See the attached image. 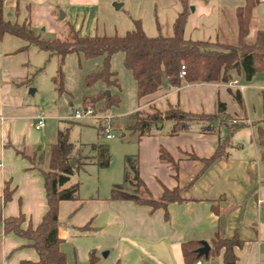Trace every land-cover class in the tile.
<instances>
[{
    "label": "crops",
    "instance_id": "0c3cea01",
    "mask_svg": "<svg viewBox=\"0 0 264 264\" xmlns=\"http://www.w3.org/2000/svg\"><path fill=\"white\" fill-rule=\"evenodd\" d=\"M53 1L68 2L63 19L81 30L85 11L93 9L99 0ZM172 1L176 4L171 11L170 30H173L174 20L184 5L183 0ZM185 1L189 8L183 29L184 36L189 34L186 38L235 41L237 10L245 0ZM42 2L52 0H3V6L8 16L14 17L15 12L19 17L21 8H24V11H30V25L48 23L52 30L53 16H44L51 7ZM77 23L80 24L78 27ZM204 26L209 28L213 37L193 35ZM263 28L264 0H259L251 12L248 36H254L257 29ZM157 30L159 32L160 29ZM4 35L0 37V216L23 213L25 221L22 226L28 223L35 226L47 210L43 175L14 148L30 154L43 138L44 131L34 127L40 112L37 113L36 108L27 103L20 90L25 84L21 81L28 78L29 53L25 49L20 50L22 43L14 40H11L13 44L9 42L11 48L3 47L4 39H12ZM233 79H237L243 88L227 86V82ZM229 81L182 80L178 86L165 83L153 94L139 99L134 111L165 110L169 105H178L192 113H215L218 118L214 122V131L205 132L201 123L192 122L199 125L190 128V123L188 128L170 134L172 121L167 126L165 123L169 120H164L150 134L137 137L138 175L146 174V171L150 173L148 177L154 188V193L148 190L150 196L159 198L166 188H184L180 193L181 200L171 201L165 208L113 199L110 193L101 196L91 194L86 198L78 194L77 199L59 201L55 227L66 264H88L91 253L97 258L94 264H195V261L183 259L181 243L206 241L209 253L211 239L215 235L230 238L235 231L243 243L233 247L236 259L230 264H263L260 248L264 245V144L258 139L257 129L258 126L264 127V115L259 121H249L248 141L241 139L232 143V134L245 123L236 121L238 116L227 115V102L232 109L243 107V93L249 83H242L234 72ZM249 86H258L264 91V82L260 85L253 82ZM235 91L240 93L241 104L236 100L235 104L233 102L232 93ZM232 120L242 125L230 128L234 131L229 129L221 138L223 132L220 127L225 125L229 128L228 123ZM226 137L229 143L225 158L215 159L202 171L204 162L201 158L209 157L218 142ZM160 148L172 156L175 166L160 159ZM230 148L234 151L229 152ZM142 159V163H148L143 172ZM192 163L201 165L187 175V167ZM6 185L11 195L5 201ZM208 253L198 258L201 264H227L223 261V248L216 255L209 256ZM37 260V252L27 245L25 239L14 233H4L0 225V264H33Z\"/></svg>",
    "mask_w": 264,
    "mask_h": 264
},
{
    "label": "trees",
    "instance_id": "16d2710c",
    "mask_svg": "<svg viewBox=\"0 0 264 264\" xmlns=\"http://www.w3.org/2000/svg\"><path fill=\"white\" fill-rule=\"evenodd\" d=\"M258 1L245 0L244 5L238 8V28L233 43L186 38L183 29L189 8L185 0L182 1L184 4L182 10L178 12L174 20L172 35L158 33L155 36H148L138 19H132L133 28L127 30L122 36L85 35L81 34L70 21L65 20L64 34L46 39L32 28L28 18H24L21 22L17 19L11 21L5 18L3 0H0V37L4 34L18 37L25 43L20 46V50L32 44L49 54L57 55L60 63L67 54L72 52H81L85 58L103 56L102 67L88 74L84 84L88 86L99 81L104 83L106 89L111 86L119 87L116 74L110 69V57L114 52L122 51L124 66L135 80L136 93L140 99L153 94L165 83L178 86L182 80L227 82L232 72L242 73L246 80H250L255 73L264 72V28L257 29L253 38L248 39L251 12ZM14 15L18 17L17 12ZM62 80L63 73L59 69L58 74L52 78L55 89L59 93L63 91ZM27 81L29 80L26 78L21 83ZM232 95L239 104L242 103L238 91L233 92ZM86 100L91 104L99 102V109L105 111L112 106H117L120 98L117 93L106 94L104 90H100L95 96L86 97L83 101ZM217 118L215 113H192L181 109L178 105H169L165 110L153 108L148 111L137 109L131 112L125 128L131 133H136L139 138L150 134L154 128L158 127V123L169 120L172 121L170 134H176L188 128L192 122L201 123L203 131L212 132ZM239 125L242 123L237 124L234 120L228 123L229 128ZM102 130L99 125L98 133L103 134ZM68 134V127L56 132L55 140L48 146L47 156L38 153L36 149L29 154L22 149L14 148L16 153L28 159L43 175L47 210L35 226L31 223L25 227L22 226L25 221L23 213L17 216H0V225L4 233H14L25 239L27 245L35 249L38 260L33 264H66L65 254L59 248L61 239L55 227L58 203L61 200L78 198V183H67L70 175L80 164L90 161V157L74 152ZM257 134L260 143L264 144V127L258 126ZM228 143L226 137L218 142L209 157L201 158L204 162L202 171L215 159L225 158ZM92 148L97 154L94 158L97 165L107 166L109 164L107 145L95 143L92 144ZM190 156L196 158L194 154ZM159 157L162 161L170 162L175 166L172 156L164 148H160ZM71 160H75L73 164ZM137 161L136 157L125 156V181L131 174L133 175L134 181L131 180V182L135 185L134 191H127L122 183H118L111 188L110 198L132 200L152 208H165L169 202L181 200L180 193L184 189L182 187L166 188L159 198L151 197L147 187L139 178ZM10 195L7 185L4 186V200H8ZM242 243L237 231L230 238L215 235L211 239L208 255H216L218 250L223 248V261L230 264L236 259L233 247L241 246ZM200 244L199 240H187L181 243L182 256L186 262L196 261L202 256L198 253ZM96 260V256L91 253L88 264H94ZM28 263L20 262V264Z\"/></svg>",
    "mask_w": 264,
    "mask_h": 264
},
{
    "label": "rangeland",
    "instance_id": "374dc122",
    "mask_svg": "<svg viewBox=\"0 0 264 264\" xmlns=\"http://www.w3.org/2000/svg\"><path fill=\"white\" fill-rule=\"evenodd\" d=\"M155 1L99 0L93 9H87L85 11L80 32L85 35L122 36L127 30L133 28L132 19H138L143 31L148 36L157 35L159 32L163 35H172L173 30H170V17L176 1ZM27 3L33 4V2ZM42 3L51 7L49 13L44 16L47 18L53 16V22H51L52 30H50L48 23H41L40 25L31 24L32 28L45 39L63 35L65 32V19L60 17V13L65 14L68 2H55L52 0V2ZM115 3H121L122 5L119 8H115ZM21 10L22 12L17 20L21 22L24 17L31 20L30 11H24V8H21ZM4 17L11 21L16 19L14 16H8V11L6 10H4ZM76 25L78 27L80 24L77 23ZM157 28L160 29L159 32ZM188 35L185 34L186 37ZM193 35H200V38L207 35L213 37L212 32L205 26ZM4 36L5 38H12L4 39V45L3 43L1 44L6 49L12 47L9 44V42L12 43L11 40L22 43V45L25 44L18 37H12L9 34ZM252 38L253 34H250L248 39ZM25 50L29 53L30 59L28 64L29 72L27 73V79L29 81L22 85L20 90H22L27 103L35 107L37 113L40 112L45 117L44 125L40 128V130L44 131L43 138L35 146L38 153L47 156L48 143L54 140L55 133L58 130H64L68 127V139L73 144L74 152L90 157V161L80 164L75 169L68 181V184L78 183V194L82 198H86L91 194H98L100 196L107 195L110 193L113 185L118 183H122L125 190L130 192L134 191L135 185L131 182L133 175L131 174L128 180L125 181V156L131 155L138 158L137 135L136 133L128 131L125 125L128 120V115L134 111L133 107L137 105L139 98L136 93L135 80L131 72L124 66L123 52L116 51L110 57V69L115 72L119 87L111 86L106 89L104 83L99 81L88 86L84 84L85 77L88 74L102 67L103 56L85 58L81 52H72L67 54L63 62L60 63L57 55L49 54L47 51L40 50L32 44L28 45ZM59 69L63 73V91L61 93L57 92L52 81V78L58 74ZM237 75L244 84L249 83L250 85V83L256 82L257 85H260L261 82H264V72L262 71L255 73L251 81L246 80L242 73ZM249 85L243 93V107L232 109L231 104L227 102V115L229 117L238 116L236 121L242 120L245 123V125L235 130V134H232V143L242 141L241 139L248 141L250 138L249 121H259L264 115V91L258 88V86L253 87ZM31 89H34V91L31 92ZM100 90L117 93L120 98L119 104L105 111H101L99 109V102L91 104L87 100L83 101L86 97L95 96ZM233 102L235 104V99ZM86 106H90L94 114L111 116L108 122L110 125L108 126L107 132H103L102 130L103 134L98 133L99 125L103 128L106 121H108L105 118L71 119L68 117L71 110ZM143 110L148 111V109ZM165 124L169 126L170 121H167ZM198 125L197 123H191L190 128ZM220 128L223 132V135H220V137L223 138L230 128L225 125ZM231 129L230 131H234ZM106 133L111 134V136L106 137ZM95 143L107 145L109 155V164L107 166L97 165L96 159H94L97 154L92 148V144ZM233 151L234 148L229 149V152ZM147 159L148 157L145 158V160ZM142 162L143 159L141 160V172L148 167V163ZM195 164L193 165L192 163L187 167V175L201 165L200 163H197L198 165ZM148 175L150 173L146 171V174L142 173L141 176L139 175V178L148 190L154 193V188L151 185V180H149ZM260 253L264 264V245L261 246Z\"/></svg>",
    "mask_w": 264,
    "mask_h": 264
},
{
    "label": "built area",
    "instance_id": "2783aa9c",
    "mask_svg": "<svg viewBox=\"0 0 264 264\" xmlns=\"http://www.w3.org/2000/svg\"><path fill=\"white\" fill-rule=\"evenodd\" d=\"M181 73L183 74L184 72L182 71ZM227 86L229 87L237 86L239 89L243 88V85L238 84L237 79H233L232 81L227 82ZM109 116L110 115L99 116L97 114H94L92 111V108L90 106H86V107H82V108L79 107L74 110H71L68 117L71 119H83V118H94V119L103 118L104 119L105 118L108 121H106V124H104L102 129L104 132H107L108 126L110 125L108 122H109V119H111V116L110 117ZM44 120H45V117L42 116L41 114H38L36 117V122H35L34 127L36 129L41 128L44 125V122H45ZM105 135L106 137L111 136V134L109 133H106ZM195 264H201V260L197 259L195 261Z\"/></svg>",
    "mask_w": 264,
    "mask_h": 264
},
{
    "label": "water",
    "instance_id": "95a60500",
    "mask_svg": "<svg viewBox=\"0 0 264 264\" xmlns=\"http://www.w3.org/2000/svg\"><path fill=\"white\" fill-rule=\"evenodd\" d=\"M114 6H115V8H119V7L121 6V3H115ZM63 16H64V13L61 12V13H60V17L63 18ZM30 91L32 92V91H34V89H31ZM105 92H106V94L109 93L108 90H106ZM74 161H75V160H71V163L73 164ZM201 244H202V246H200V247L198 248V253H199L200 255H205V256H207L209 246H208V244H207L206 241H201Z\"/></svg>",
    "mask_w": 264,
    "mask_h": 264
}]
</instances>
